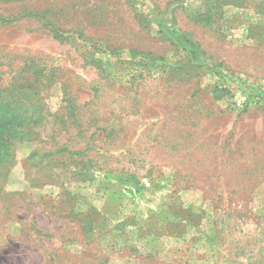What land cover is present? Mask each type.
I'll return each instance as SVG.
<instances>
[{"label": "rangeland", "instance_id": "374dc122", "mask_svg": "<svg viewBox=\"0 0 264 264\" xmlns=\"http://www.w3.org/2000/svg\"><path fill=\"white\" fill-rule=\"evenodd\" d=\"M0 16V264H264V0Z\"/></svg>", "mask_w": 264, "mask_h": 264}, {"label": "trees", "instance_id": "16d2710c", "mask_svg": "<svg viewBox=\"0 0 264 264\" xmlns=\"http://www.w3.org/2000/svg\"><path fill=\"white\" fill-rule=\"evenodd\" d=\"M2 1H4L5 3H15V2H19V1H21V0H2ZM29 15V13H25V15L26 16H28ZM0 20H3V22H9V20L8 19H3V17L2 16H0ZM12 20V19H11ZM55 150V152L57 153V152H59V148L58 149H54ZM63 150H65V149H63ZM84 150H87V146L86 145H84V147H83V149H77L76 150V152L74 153V154H76V155H78L80 152H82V151H84ZM108 171H112L111 169H108Z\"/></svg>", "mask_w": 264, "mask_h": 264}]
</instances>
